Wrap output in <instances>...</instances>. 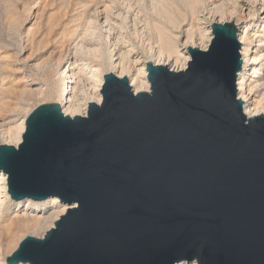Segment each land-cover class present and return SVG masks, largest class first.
Segmentation results:
<instances>
[{"label": "water", "instance_id": "1", "mask_svg": "<svg viewBox=\"0 0 264 264\" xmlns=\"http://www.w3.org/2000/svg\"><path fill=\"white\" fill-rule=\"evenodd\" d=\"M210 27L184 69L145 63L148 91L109 71L85 115L37 105L0 144L13 202L68 206L9 264H264V113L238 95L237 28Z\"/></svg>", "mask_w": 264, "mask_h": 264}, {"label": "bare ground", "instance_id": "2", "mask_svg": "<svg viewBox=\"0 0 264 264\" xmlns=\"http://www.w3.org/2000/svg\"><path fill=\"white\" fill-rule=\"evenodd\" d=\"M94 1L95 0H89V1H86L85 3L82 1L80 2L81 6L83 7V10H80V11H82V15L86 16L85 18H87L85 19V23L87 24L88 29L85 32V34L83 33L81 37H79V34H78L79 32L77 31V29L76 31L74 29V32H69L68 34H66V36H64L65 38L62 37L63 38L62 40L55 41L58 45V47L57 46L56 47L58 48L59 55L55 59L54 62H46L37 67L33 66V68L35 67L36 70H40V71H45L46 69L51 70L52 81H50L51 84H49L50 93H52L53 81L55 82L57 81L58 83H61L63 87H61V89L56 91L55 92L56 94L54 93L56 97V102L60 104L63 112L70 116L85 115L87 102L94 101L96 103H100L102 96L99 90H101V87L103 84V75L101 74V66H103L104 64H106L109 67H113L112 69H114V71L111 70V72L115 73L117 76L119 77L124 76V75L127 76L129 78V83L135 92L149 90V83L146 78V73H147L146 68H145L146 62H142L140 67H137L136 65H133L130 63L127 64V60H128L127 56H129L130 52L128 51L129 49L127 50L128 40L125 36V33H127V30H126L127 25H129L130 22L132 23L131 28L133 27V30L131 31V28L128 27L129 30L131 31L133 35L135 36L138 35V30L136 27L138 23L136 20H139L138 19L139 12H136V10H138L139 6L144 4L145 0H137L136 4H134L131 0H127L126 13L125 14L120 13L117 15H114L115 13H113L112 9L115 8L113 3H110L109 1L111 5H108V6L104 5L105 10L102 12L103 13L102 26L105 29L106 37L103 38V42H100L101 41L100 39L102 38H100L99 31H98L100 27H98L97 25L98 24L97 16L93 15L94 12L93 14L91 13V10L93 11L92 7L94 6V3H93ZM147 1H149L148 5H151L150 8H151L152 14L150 16L146 14L145 20L143 19L144 28L147 30L149 29L151 31H154L157 37V41H158L157 49L153 50L158 60H153L151 62L153 64H165L166 63L167 66H169V68L173 70L184 69L186 67L187 61L189 60V54H187L186 56H182V54L179 52V49L177 48L175 36L173 35L172 32L170 31L168 32V29H166V26L164 25V22H163L165 21V23L167 22V23H173V24L177 22V21L175 22L176 19L174 18L175 14H174V9H173L175 6L174 4L177 3L176 2L177 0H147ZM184 1H186V3L189 5V8H190L189 10H191L192 14L193 13L195 14L196 11L194 12V10L196 9L197 6H199V4L203 0L202 1L201 0H184ZM230 1H233V0H230ZM256 1H257L256 2L257 6H258V9H256V13H258V16H260V18L264 19V0H256ZM51 2L52 0L50 1V3ZM33 8H36V7H33ZM175 9L179 10L177 7ZM131 11L133 12L135 11V15L133 19L129 21ZM119 12H122V11H119ZM217 12L220 14V17H219L220 19H218V22H225V20L223 19L224 16H222V12H220L219 10ZM246 13L248 14V16H251V20L255 19V12L248 10V12ZM258 21L261 24L263 22L260 20ZM246 22L247 21H244L243 26H240L239 24H237V37L240 42V53H241V58L243 62L242 70L239 73L238 79H237V88H238L239 97L244 101V111L246 115L249 117H252V116H256V115L264 113V69H262V67H264V64H262V66L260 65L259 67L256 66L257 62H260L261 60L264 61V31L263 29L259 27V25L249 30L248 29L249 25L247 26ZM74 25L75 24H73V26ZM35 28L36 26L29 27L27 30L26 36H28V34L33 36L35 33L34 32ZM53 28H56V27H53ZM61 31H63V29ZM61 31L59 32V34H61ZM211 37H212L211 27H210V24H208L205 27L204 32L200 34V41L202 43L200 42L201 45H198V47L205 49L207 45L209 44ZM18 39H21V38L18 37ZM27 40L28 39L26 38V42ZM254 40H256L258 44L256 45V47H254L253 51H251L250 46ZM192 42H193V36L190 33H187L186 41H185L186 46H195L194 43ZM2 47L3 46H1V48ZM22 51L23 49L16 50L17 53H21ZM115 55H116V58H114ZM34 56H35V53H34ZM29 57H30V54H29ZM163 57H166V60L170 62V65L168 62L162 60ZM23 60L24 61L18 60L19 65H21L20 67H24V68L29 67L27 66L28 58L23 59ZM116 60L117 62H115ZM4 62L5 60L3 61V63ZM171 62H172V65H171ZM3 63L0 62L1 67ZM132 63H135V62L133 61ZM246 66H248L249 69H245ZM17 69H19V71L21 70V68L19 67ZM1 79L2 78H0V94L2 95V92H4L3 90L5 89V87ZM19 82L20 81H18V83ZM18 83L15 85H18ZM15 85H12V86H15ZM53 92H54V89H53ZM9 99H10V96H9ZM28 112L29 111H27L23 115V117L19 120V122L16 125H14V127L11 128L9 132H6V135H8L11 138L9 141H12V142H6L7 144L17 145L21 141L22 133L25 127V124H24L25 118ZM9 202H11V199L9 198V195L7 193V177L2 171H0V264H9L7 262L8 256H11V254L17 248L19 241L23 237H25L27 234L35 235L34 233L36 231L39 232V230L40 231L42 230L43 232H45L47 229L53 226L54 220H56L61 214H63L68 207L66 204L61 203L59 199L56 197H49L42 201L24 199L21 201L14 202L13 206L11 207L12 216L5 218L3 216V212L7 209L9 210L8 208ZM43 232L41 235H43ZM17 264H28V263L19 262ZM180 264H186V263H180ZM191 264H194V262Z\"/></svg>", "mask_w": 264, "mask_h": 264}, {"label": "rangeland", "instance_id": "3", "mask_svg": "<svg viewBox=\"0 0 264 264\" xmlns=\"http://www.w3.org/2000/svg\"><path fill=\"white\" fill-rule=\"evenodd\" d=\"M50 1L51 0H0V57H1L0 62L3 63V61L5 60V62L2 65V67L4 66L5 67L2 68L0 66V78H2L1 80H2V83H4V87H5V89L3 90L4 92H2V95L0 94V144L6 143V142H12V141H9L11 138L8 135H6V132H9L11 128H13L14 125H16L19 122V120L23 117V115L27 111H30L31 109H33L34 107L40 104L57 103L55 92L61 89V87L63 86L61 85V83H58L57 81L56 82L53 81L54 92L52 89V93H50L49 84H51L50 81H52L51 70L46 69L45 71H40V70H36L35 67L40 66L46 62L55 61V59L59 55L58 48H57L58 45L55 41L62 40L63 38H65L64 36H66V34H68L69 32H74V29L75 31L77 29V31L79 32L78 33L79 37H81V35L83 33L85 34V32L88 29V26L85 23V19L87 18H85L86 16L82 15V11H80V10H83V7L81 6L80 2L82 1L85 3L86 1H89V0H72V2L71 0H52L51 3ZM109 1L110 3H113V5L115 6V8L112 9L113 13H115L114 15H117L120 13L125 14L127 11V4H126L127 0H95L93 2L94 6L92 7L93 11L91 10V13L93 14L94 12L93 15L97 16V21H98L97 25L98 27H100L98 31H99L100 38H102L100 39L101 41L99 40L100 42H103V38L106 37L105 29L102 26V21H103L102 12L105 10L104 5H107V6L111 5ZM131 1L134 4H136L137 2V0H131ZM183 1L184 0L182 1L177 0L176 1L177 3L174 4L179 9V10H176L175 6L173 8L174 14H175L174 18L176 19L175 22L176 21L177 22L173 24V23H167V22L165 23V21H163L164 25L166 26V29H168V32L169 31L172 32L173 35L175 36L177 48L179 49V52L182 54V56H186L188 54L186 51L187 46L185 43L187 33H190L193 36L192 43H194L195 46L201 45L202 42L200 41V34L204 32L205 27L208 24H211L212 22L218 21V19H220L219 18L220 14L217 12L218 10L222 12V16H224L223 19L225 20V22L229 24H234L236 28H237V24H239L240 26H243L244 21H247L246 24L247 26L249 25V28H248L249 30L259 25V27L263 29L264 31V19L260 18V16H258V13H256V9H258L256 0H235L236 2L234 0L233 1H230V0H203L202 1L201 0L202 2L194 10V12L196 11L195 14L194 13L192 14L191 10H189L190 8H189V5L186 3V1L184 2ZM148 2L149 1L145 0L144 4L139 6L138 8L139 11L136 10V12H139L138 13L139 20H136L139 25V26L138 25L136 26L138 30V35L135 36L131 33V31L133 30V27L131 28V25H132L131 22L129 23V25H127V29H126L127 33H125V36L128 40L127 50L129 49L128 51L130 52L129 56H127L128 57L127 64L130 63L133 65H136L137 67H140L142 62L158 60L156 54H154L153 52V50L157 49L158 47V41H157L156 34L154 31H151L149 29L147 30L144 28L143 19L145 20L146 14H148V16L152 14L151 13L152 11L150 8L151 5H148L149 4ZM33 7H36V8H33ZM248 10L255 12V19L251 20V16H248V14L246 13L248 12ZM119 11H122L124 13L119 12ZM130 14L131 15H130L129 21L133 19L135 15V11L134 12L131 11ZM258 20L263 21L262 24ZM73 24L75 25L73 26ZM31 26H36L34 30L35 33L33 35L34 37L31 36L30 34L26 36L27 30ZM53 27H56L58 29L53 28ZM128 27L131 28V31L129 30ZM62 29L63 31H61ZM60 31H61V34H59ZM18 37L21 38L22 40L18 39ZM26 38L28 39L27 42H26ZM257 44L258 42L256 40H254L253 43H251V46H250L251 51H253L254 47H256ZM1 46H3L2 47L3 49L1 48ZM18 49L19 50L23 49V51L21 53H17L16 50ZM44 49L46 52L44 51ZM34 53H35V56H34ZM29 54H30V57H29ZM13 55L17 58H15ZM3 56L4 57L6 56L5 59ZM26 58H28L27 66L29 67H25V68L20 67L21 65H19L18 60L24 61L23 59H26ZM114 58H116V55L114 56ZM117 60L115 62H117ZM162 60L168 62L166 60V57H163ZM133 61L135 63H132ZM168 63L170 65V62ZM262 64H264V61L261 60L260 62H257L256 66L259 67L260 65L262 66ZM105 65L106 64L101 66L102 75L111 70L114 71V69H112L113 67H109ZM171 65H172V62H171ZM33 66L35 67L33 68ZM18 67L21 68L20 71L19 69H17ZM245 69H249V67L246 66ZM262 69H264V67H262ZM18 81L20 82L18 83ZM17 83L18 85H15ZM7 84L9 85V87ZM12 85H15V86H12ZM9 96H10V99H9ZM86 111H87V107H86ZM13 203L14 202L11 200V202L8 203L9 210L7 209L5 210L6 212L5 211L3 212V216L5 218L12 216L11 207L13 206ZM42 232H43L42 230L41 231L39 230V232L36 231L34 233L35 235L33 236L41 237Z\"/></svg>", "mask_w": 264, "mask_h": 264}]
</instances>
